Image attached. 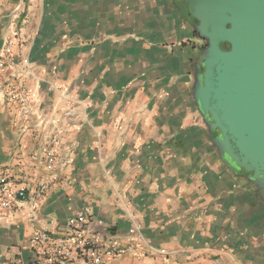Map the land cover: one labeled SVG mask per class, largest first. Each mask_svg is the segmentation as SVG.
<instances>
[{
	"label": "crops",
	"instance_id": "obj_1",
	"mask_svg": "<svg viewBox=\"0 0 264 264\" xmlns=\"http://www.w3.org/2000/svg\"><path fill=\"white\" fill-rule=\"evenodd\" d=\"M195 26L187 0H0V166L28 193L0 206V264H52L30 236L83 206L124 248L106 264H264V182L229 165L194 101Z\"/></svg>",
	"mask_w": 264,
	"mask_h": 264
},
{
	"label": "water",
	"instance_id": "obj_2",
	"mask_svg": "<svg viewBox=\"0 0 264 264\" xmlns=\"http://www.w3.org/2000/svg\"><path fill=\"white\" fill-rule=\"evenodd\" d=\"M205 46L194 101L229 165L264 182V0H187Z\"/></svg>",
	"mask_w": 264,
	"mask_h": 264
},
{
	"label": "built area",
	"instance_id": "obj_3",
	"mask_svg": "<svg viewBox=\"0 0 264 264\" xmlns=\"http://www.w3.org/2000/svg\"><path fill=\"white\" fill-rule=\"evenodd\" d=\"M24 38L20 33L9 36L4 44V53L8 54L16 45H22ZM0 61V71L3 68ZM23 100L26 101L24 96ZM47 161H53V151L47 147L42 148ZM64 162H69L64 159ZM54 175L45 178L33 189V197L39 198L52 184ZM28 198V193L23 187L13 185L9 172L0 166V206L9 211H17L23 201ZM32 210L37 205L32 202ZM91 214L88 206L76 210L66 221V230L60 234L47 228L35 231L29 238V244L33 247H42L44 254L52 264H106L110 257L123 253L124 248L114 240L104 242L99 235L88 229V217Z\"/></svg>",
	"mask_w": 264,
	"mask_h": 264
},
{
	"label": "flooded vegetation",
	"instance_id": "obj_4",
	"mask_svg": "<svg viewBox=\"0 0 264 264\" xmlns=\"http://www.w3.org/2000/svg\"><path fill=\"white\" fill-rule=\"evenodd\" d=\"M194 21H196V19H194V18H192ZM197 22V21H196ZM214 132V134L216 135L217 133L215 132V131H213Z\"/></svg>",
	"mask_w": 264,
	"mask_h": 264
}]
</instances>
